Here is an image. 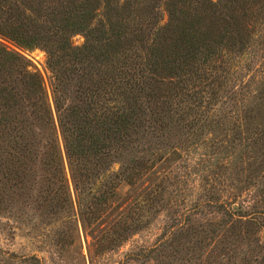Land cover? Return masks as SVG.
Returning <instances> with one entry per match:
<instances>
[{"label": "rangeland", "instance_id": "obj_1", "mask_svg": "<svg viewBox=\"0 0 264 264\" xmlns=\"http://www.w3.org/2000/svg\"><path fill=\"white\" fill-rule=\"evenodd\" d=\"M141 1L140 12L130 0L116 7L128 25L143 20L156 30L162 58L178 62L186 24L169 22L165 0ZM205 2L183 17L215 52L177 76L161 72L162 90L185 116L135 136L107 168L106 186L75 187L65 161L67 185L49 190L56 205L43 200L40 165L22 186L0 177V264H264V0ZM138 38L132 45L144 55L148 37ZM0 41L29 61L51 101L42 44ZM123 164L142 169L132 183L122 180Z\"/></svg>", "mask_w": 264, "mask_h": 264}, {"label": "trees", "instance_id": "obj_2", "mask_svg": "<svg viewBox=\"0 0 264 264\" xmlns=\"http://www.w3.org/2000/svg\"><path fill=\"white\" fill-rule=\"evenodd\" d=\"M132 2L140 12L142 1ZM194 2L206 3L164 2L169 22L186 24L180 38L187 47L178 62L169 64L159 52L156 30L143 20L128 25L116 0H0V37L19 46L42 44L53 74L50 101L29 61L0 41V177L22 186L40 165L49 192L66 184V161L75 187L106 186L107 168L121 160L135 136L162 129L165 117L183 118L185 108L162 90L161 72L177 76L178 68L215 52L195 34V23L183 17ZM75 34L84 39L80 45L71 42ZM144 34L146 51L139 55L132 44ZM132 169L121 166L124 182L132 183L142 170ZM105 193L94 198L105 201ZM57 199L55 192L43 196L51 206Z\"/></svg>", "mask_w": 264, "mask_h": 264}]
</instances>
